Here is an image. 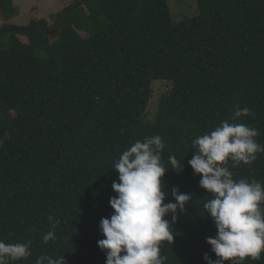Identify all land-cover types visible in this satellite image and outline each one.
I'll return each instance as SVG.
<instances>
[{
	"label": "trees",
	"instance_id": "trees-1",
	"mask_svg": "<svg viewBox=\"0 0 264 264\" xmlns=\"http://www.w3.org/2000/svg\"><path fill=\"white\" fill-rule=\"evenodd\" d=\"M196 4L195 16L174 22L166 0H75L51 27L39 20L0 30V240L30 241L32 252L10 264L41 256L106 264L99 226L114 212V163L155 135L165 167L169 155L182 164L162 178L164 203L175 202L173 188L192 198L174 223L165 217L175 236L161 242L160 254L165 264L217 259L206 242L217 233L203 207L211 194L188 161L192 141L224 120L257 129L264 145V0ZM17 15L13 0H0L1 20ZM156 82L172 88L150 121ZM237 106L251 114L233 121ZM232 164L235 180L264 183V152L249 165ZM50 216L59 223L45 244ZM243 264H264V253Z\"/></svg>",
	"mask_w": 264,
	"mask_h": 264
},
{
	"label": "clouds",
	"instance_id": "clouds-1",
	"mask_svg": "<svg viewBox=\"0 0 264 264\" xmlns=\"http://www.w3.org/2000/svg\"><path fill=\"white\" fill-rule=\"evenodd\" d=\"M249 109L236 107L232 120L249 116ZM257 129L243 123L221 122L210 133L197 136L192 145L196 149L188 164L194 175L201 177L200 188L211 194L203 204L217 229L214 238H207L213 261L204 255L206 264H243L245 258L258 260L264 253V183L256 180H235L227 166L230 159L236 167L249 165L264 152L257 143ZM165 144L159 135L137 140L124 150L114 163L119 174L112 188L116 196L110 199L114 210L109 218H102L100 232L104 239L98 241L106 254V264H165L167 257L160 254L162 241L172 244L173 230L165 218L172 222L177 212L192 198L173 188L175 202L164 203L166 193L163 177L169 169L181 171L182 164L169 155L166 168L162 160ZM53 230L43 235L45 244L55 240V225L59 220L49 217ZM32 255L31 242L5 243L0 240V264H10ZM35 264H65L64 258L41 256Z\"/></svg>",
	"mask_w": 264,
	"mask_h": 264
},
{
	"label": "rangeland",
	"instance_id": "rangeland-1",
	"mask_svg": "<svg viewBox=\"0 0 264 264\" xmlns=\"http://www.w3.org/2000/svg\"><path fill=\"white\" fill-rule=\"evenodd\" d=\"M75 0H13V4L18 11V15L11 20L5 22L0 19V30L2 28L20 29L27 28L33 21L45 20L47 26L51 27L54 23L56 15H60L67 8L72 7ZM172 19L179 22L186 18H191L197 14L196 0H166ZM48 35L50 41L56 36L52 30ZM82 37L85 34L80 33ZM172 85L165 82H156L152 86V98L149 102L146 119L152 120L160 98L167 94Z\"/></svg>",
	"mask_w": 264,
	"mask_h": 264
},
{
	"label": "water",
	"instance_id": "water-1",
	"mask_svg": "<svg viewBox=\"0 0 264 264\" xmlns=\"http://www.w3.org/2000/svg\"><path fill=\"white\" fill-rule=\"evenodd\" d=\"M55 34V33H54Z\"/></svg>",
	"mask_w": 264,
	"mask_h": 264
}]
</instances>
